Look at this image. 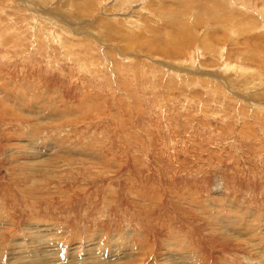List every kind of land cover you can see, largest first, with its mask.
Wrapping results in <instances>:
<instances>
[{"label":"rangeland","instance_id":"obj_1","mask_svg":"<svg viewBox=\"0 0 264 264\" xmlns=\"http://www.w3.org/2000/svg\"><path fill=\"white\" fill-rule=\"evenodd\" d=\"M46 262L264 264V0H0V264Z\"/></svg>","mask_w":264,"mask_h":264},{"label":"bare ground","instance_id":"obj_2","mask_svg":"<svg viewBox=\"0 0 264 264\" xmlns=\"http://www.w3.org/2000/svg\"><path fill=\"white\" fill-rule=\"evenodd\" d=\"M100 256V255H99ZM89 257V256H88ZM105 258V257H104ZM107 259H109V258H107ZM107 259H106V261H107ZM114 259V258H113ZM108 261H110V260H108ZM107 261V262H108ZM111 262L113 263V261L111 260ZM115 262V261H114ZM109 263V262H108ZM21 264V263H20ZM46 264H48L47 262H46Z\"/></svg>","mask_w":264,"mask_h":264}]
</instances>
